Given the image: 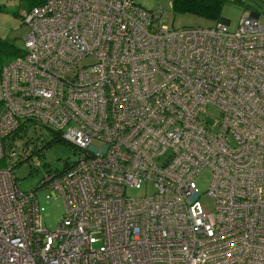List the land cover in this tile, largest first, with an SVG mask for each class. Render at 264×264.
I'll return each mask as SVG.
<instances>
[{
	"label": "built area",
	"instance_id": "obj_1",
	"mask_svg": "<svg viewBox=\"0 0 264 264\" xmlns=\"http://www.w3.org/2000/svg\"><path fill=\"white\" fill-rule=\"evenodd\" d=\"M19 15L24 49L0 68V162L23 120L75 160L39 183L62 202L52 230L37 189L0 163V264H264V26L242 14L232 29L177 28L133 0ZM204 167L212 211L194 182ZM143 182L153 189L125 193Z\"/></svg>",
	"mask_w": 264,
	"mask_h": 264
},
{
	"label": "rangeland",
	"instance_id": "obj_2",
	"mask_svg": "<svg viewBox=\"0 0 264 264\" xmlns=\"http://www.w3.org/2000/svg\"><path fill=\"white\" fill-rule=\"evenodd\" d=\"M34 0H0V39L10 42L14 49H24L23 36L28 32L29 26L23 22L19 13L27 10L29 3ZM140 6L153 10L161 9V13L167 23L174 27L183 26H201L205 27L212 24L214 21H222L229 23L230 28L234 27L238 17L244 11H250L255 7L254 0H225L221 6L219 16L216 20L207 19L197 14L191 13L188 10L174 11L171 6V0H133ZM260 24L264 26V12L257 17ZM82 61L84 63L91 61V56L86 55ZM211 114H216V108L209 106ZM32 141L35 140L37 145H41L45 139L50 138V133L39 128L32 130L30 133ZM91 143L101 146L98 140H92ZM29 145V144H28ZM15 151L24 149L25 153H29L30 157H26L20 161H16L13 172L18 180L17 186L21 190H36V200L38 210L44 226L48 230H52L55 223L59 220L62 214V202L58 196L52 197L49 190L39 186L43 172L47 167L60 168L63 161L73 155V147L67 142L57 138L53 140L49 146L42 147L33 152L30 146L25 144L15 145ZM17 159V157H16ZM15 159V160H16ZM21 159V158H20ZM19 160V159H18ZM35 161H39L40 165L36 166ZM211 179V170L208 167L202 168L194 177V182L199 190V200L205 210L212 211L213 199L205 193ZM153 189L151 182L146 184L143 182L139 187L125 186V193L129 195H139L144 192H150Z\"/></svg>",
	"mask_w": 264,
	"mask_h": 264
},
{
	"label": "trees",
	"instance_id": "obj_3",
	"mask_svg": "<svg viewBox=\"0 0 264 264\" xmlns=\"http://www.w3.org/2000/svg\"><path fill=\"white\" fill-rule=\"evenodd\" d=\"M42 1L43 0H34L30 2V6L28 7V9L34 5L41 3ZM224 1L225 0H171V6L174 11L188 10L191 13L197 14L198 16L211 20H216L219 16L221 6L223 5ZM20 51L21 50L14 49L13 45L10 42L0 39V68L12 58L17 56ZM29 124H31L32 126H29ZM35 129L36 128L34 126V122L28 120L18 122V126L16 127V129L11 130L10 133L6 134L4 138H2L5 155L3 156L4 158L1 160L0 163H10L14 168L16 161L18 162L22 159H25L26 157H30L29 153H25L24 149L20 151H15L13 148L15 145L25 144L26 147L30 146L31 150L35 152L37 149L49 146V144L53 140H57L58 138V134H56L54 131L46 129L51 135L50 138L45 139L41 145H37L35 140L32 141L30 135L32 130ZM46 130H44V133ZM68 144L74 149V146L71 143ZM12 151L15 152V157L10 159ZM69 164L70 163H62V166L57 170L61 171L68 167Z\"/></svg>",
	"mask_w": 264,
	"mask_h": 264
},
{
	"label": "crops",
	"instance_id": "obj_4",
	"mask_svg": "<svg viewBox=\"0 0 264 264\" xmlns=\"http://www.w3.org/2000/svg\"><path fill=\"white\" fill-rule=\"evenodd\" d=\"M255 1V7L251 8L255 13H257V17L261 15V13L264 12V0H254ZM249 12V11H248Z\"/></svg>",
	"mask_w": 264,
	"mask_h": 264
},
{
	"label": "flooded vegetation",
	"instance_id": "obj_5",
	"mask_svg": "<svg viewBox=\"0 0 264 264\" xmlns=\"http://www.w3.org/2000/svg\"><path fill=\"white\" fill-rule=\"evenodd\" d=\"M242 14H248L249 16H252V15L250 14V11H249V12L244 11ZM242 14H241V15H242ZM241 15H240V16H241ZM240 16H239V17H240ZM239 17H238V19H239ZM252 17H254V16H252ZM254 18L257 20V17H254ZM238 19H237V21H238ZM257 21H258V20H257ZM216 22L223 23V24L227 25L228 28H230L229 23L222 22V21H219V20H218V21H214L212 24H210V25H208V26H211V25H213V24L216 23ZM236 24H237V22H236ZM236 24H235V25H236ZM235 25H234V26H235ZM208 26H205V27H208ZM183 27L188 28V27H196V26H183ZM199 27H201V26H199ZM177 28H180V27H177ZM232 28H234V27H232ZM232 28H230V29H232ZM68 162H69V161H68L67 159H66L65 161H63V163H65V164L68 163Z\"/></svg>",
	"mask_w": 264,
	"mask_h": 264
},
{
	"label": "water",
	"instance_id": "obj_6",
	"mask_svg": "<svg viewBox=\"0 0 264 264\" xmlns=\"http://www.w3.org/2000/svg\"><path fill=\"white\" fill-rule=\"evenodd\" d=\"M250 14H251L252 16H254V17H257V13H255V12H253V11H250ZM67 160H68V161H73V160H75V156L72 155V156L68 157Z\"/></svg>",
	"mask_w": 264,
	"mask_h": 264
}]
</instances>
